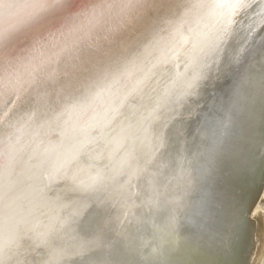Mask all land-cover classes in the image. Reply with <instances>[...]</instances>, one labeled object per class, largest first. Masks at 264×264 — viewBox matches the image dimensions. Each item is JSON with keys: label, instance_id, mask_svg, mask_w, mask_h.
<instances>
[{"label": "snow or ice", "instance_id": "obj_1", "mask_svg": "<svg viewBox=\"0 0 264 264\" xmlns=\"http://www.w3.org/2000/svg\"><path fill=\"white\" fill-rule=\"evenodd\" d=\"M257 150L264 0H0V264H204Z\"/></svg>", "mask_w": 264, "mask_h": 264}, {"label": "bare ground", "instance_id": "obj_2", "mask_svg": "<svg viewBox=\"0 0 264 264\" xmlns=\"http://www.w3.org/2000/svg\"><path fill=\"white\" fill-rule=\"evenodd\" d=\"M220 198L226 210L222 235L214 244L206 243L205 252L197 259L204 264H264V160L259 150L253 172L239 163L224 169ZM238 202L245 205L246 215L234 219L227 210Z\"/></svg>", "mask_w": 264, "mask_h": 264}]
</instances>
